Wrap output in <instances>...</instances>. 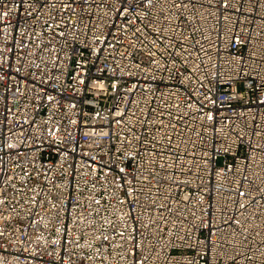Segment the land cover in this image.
<instances>
[{"label":"built area","instance_id":"1","mask_svg":"<svg viewBox=\"0 0 264 264\" xmlns=\"http://www.w3.org/2000/svg\"><path fill=\"white\" fill-rule=\"evenodd\" d=\"M0 264H264V0H0Z\"/></svg>","mask_w":264,"mask_h":264}]
</instances>
